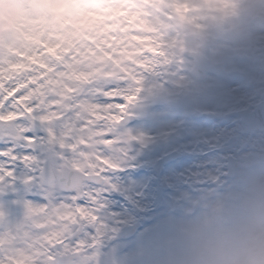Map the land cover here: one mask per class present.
<instances>
[{"label":"rangeland","instance_id":"obj_1","mask_svg":"<svg viewBox=\"0 0 264 264\" xmlns=\"http://www.w3.org/2000/svg\"><path fill=\"white\" fill-rule=\"evenodd\" d=\"M255 7L256 0H0V68L12 79L22 75L13 66H30L33 58L54 62L53 51L84 72L118 76L129 61L144 67L128 84L139 97L129 109L132 122L119 126L136 139L124 145L128 156L102 194V236L132 221L127 220L132 211L115 209L120 196L131 200L138 217L146 213L142 228L127 241L137 247L130 264H140L144 254L150 257L147 264H167L180 230L193 221L215 228L230 225L241 210L242 176L264 174V133H249L241 123L264 92V16ZM198 60L208 67L201 82L192 75ZM213 66L220 71L213 72ZM163 109L170 114V128L189 113L196 120L180 125L177 136L162 132L155 138L160 128H153L149 118ZM222 114H231L232 129H223ZM207 141L218 148L208 167L199 158ZM174 150L185 156L156 175L152 165ZM229 156L239 162L233 177L227 176ZM138 164L154 199L136 197ZM40 198L45 200L39 189L20 182L0 194V230L25 224V202L39 205ZM175 198L182 202L170 213L167 202ZM119 217L125 220L120 225Z\"/></svg>","mask_w":264,"mask_h":264},{"label":"snow or ice","instance_id":"obj_2","mask_svg":"<svg viewBox=\"0 0 264 264\" xmlns=\"http://www.w3.org/2000/svg\"><path fill=\"white\" fill-rule=\"evenodd\" d=\"M51 55L54 62L13 66L22 72L18 79L0 68V194L20 182L46 201H26L28 221L0 230V264H88L106 228L108 174L136 139L119 126L139 98L128 84L142 65L129 61L117 76L84 72L59 52Z\"/></svg>","mask_w":264,"mask_h":264},{"label":"clouds","instance_id":"obj_3","mask_svg":"<svg viewBox=\"0 0 264 264\" xmlns=\"http://www.w3.org/2000/svg\"><path fill=\"white\" fill-rule=\"evenodd\" d=\"M254 11L264 16V0ZM241 210L222 228L184 226L167 264H264V174L245 173Z\"/></svg>","mask_w":264,"mask_h":264},{"label":"bare ground","instance_id":"obj_4","mask_svg":"<svg viewBox=\"0 0 264 264\" xmlns=\"http://www.w3.org/2000/svg\"><path fill=\"white\" fill-rule=\"evenodd\" d=\"M156 102V99H154ZM160 110V109H159ZM169 112L165 111V109L161 110V111H155L154 113H152V115L150 116L149 120L151 121L150 124L153 125V128L155 129H159L158 131H156V133L153 135V137L157 138V136L159 134H161L162 132L165 135H168L170 137L172 136H177L179 133H181L183 130L179 127L180 125H183L184 122L188 121L193 123L195 119V116L193 115V113H189L186 114L183 118L182 121L180 122V124L176 125L175 128H170L168 127V117H169ZM230 118H231V114H222L221 115V120L222 123L224 125L223 129H232L233 126H231V122H230ZM170 130V132H169ZM149 138H146V142L149 143ZM206 148L204 151H202L199 154V158L202 159L203 162V166L208 167L211 162H210V157L212 158V156H214L218 150L217 146L215 143H209L208 141L206 142ZM136 171H137V177L134 179V182L137 185V190H136V197L139 198H152L154 199V192H152L151 189V182L149 180H145L142 181V178L140 176V174L143 171V165L142 164H138L137 167H135ZM117 178V177H116ZM116 181V179H115ZM124 181V180H123ZM126 181H130V180H126ZM132 182V181H130ZM216 182H213V184H215ZM125 202V200L123 201ZM182 202L181 199L179 198H175V199H170L167 202V209L170 213L174 212L175 210H177L180 206V203ZM121 208V210H126V205H119ZM137 234V233H136ZM135 234V235H136ZM112 236V233H109L108 235H106V240H108L110 237ZM105 241V243H107V241ZM126 242H123L124 244L121 246V251L123 254V257L116 256L117 260H122V263H117V264H124V261H128L130 263H132V260L134 261V257H135V253L137 252V247L135 246L136 243H131V242H127L130 240H125ZM142 248V247H140ZM103 258V259H102ZM107 259V257H101V261L105 264V260Z\"/></svg>","mask_w":264,"mask_h":264},{"label":"water","instance_id":"obj_5","mask_svg":"<svg viewBox=\"0 0 264 264\" xmlns=\"http://www.w3.org/2000/svg\"><path fill=\"white\" fill-rule=\"evenodd\" d=\"M213 72L217 73L220 71V68L214 66L212 68ZM194 77L198 81H202L205 78L206 73V66L202 61H199L195 64L192 69ZM132 120L130 116H127L126 119L123 121L124 124L129 123ZM243 127L249 133H257V132H264V93L262 94L261 101L258 103L257 107L248 113H245L241 119ZM182 155L178 152H172L170 154L165 155L161 158L155 165L153 166L154 171L157 174H160L163 170L165 164L174 161L180 158ZM238 161H236L233 157H227V176L233 177L236 173V169L238 168ZM163 189H167L166 186H163ZM140 227V223L137 222L136 224L129 226L124 232L118 235V238L122 237H130L132 236L136 230ZM148 258L143 256L140 259L142 264H146Z\"/></svg>","mask_w":264,"mask_h":264},{"label":"flooded vegetation","instance_id":"obj_6","mask_svg":"<svg viewBox=\"0 0 264 264\" xmlns=\"http://www.w3.org/2000/svg\"><path fill=\"white\" fill-rule=\"evenodd\" d=\"M108 175L110 177V181L115 182L116 173L114 171H112ZM92 187L98 188V187H101V185L93 183ZM101 199H102V197H101ZM117 201H118V203H117L118 206H116L115 209L121 210L120 209L121 207L119 206L121 201L120 200H117ZM39 202H40V204H43L46 201L43 200L42 198H40ZM109 207H111V205H109ZM131 211H132L131 208H127V212H131ZM123 217H119L118 221L123 220L124 219ZM129 217H131V216H128L127 218H129ZM113 238L114 237H110L108 240H106L104 237H101V239L99 240V243L91 250V251L94 250V252L91 253V251H90L89 253H87V255L89 256L88 264H97L98 262L101 261V257H108L111 260L109 262V264H116L115 263L116 256L120 255L121 257H123V254H122V251L120 248L124 243H121L118 245V243L115 242L113 240ZM104 240H106L107 243H105ZM97 250L100 252L99 254L96 252ZM101 250H104L105 253H101ZM124 264H130V262L124 261Z\"/></svg>","mask_w":264,"mask_h":264}]
</instances>
